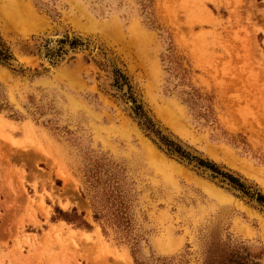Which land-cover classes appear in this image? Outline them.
<instances>
[{"label":"rangeland","instance_id":"obj_1","mask_svg":"<svg viewBox=\"0 0 264 264\" xmlns=\"http://www.w3.org/2000/svg\"><path fill=\"white\" fill-rule=\"evenodd\" d=\"M0 49V264L264 253V207L221 178L264 194V0H0Z\"/></svg>","mask_w":264,"mask_h":264},{"label":"trees","instance_id":"obj_2","mask_svg":"<svg viewBox=\"0 0 264 264\" xmlns=\"http://www.w3.org/2000/svg\"><path fill=\"white\" fill-rule=\"evenodd\" d=\"M72 46L79 45L78 41H74V43H71ZM11 55L5 51L4 49H0V63L7 66L9 65V62L11 60ZM118 76L117 84L120 83V80L123 81V83L128 86V89L130 90V97L129 99L132 100L134 104V109L136 115L144 119L145 124L147 128L154 129L153 124L151 120L147 117V114L143 110L142 105H140L137 101V99L133 96L132 93V87L129 85L127 78L121 73L116 72ZM123 85V84H119ZM161 142L166 147L167 153L170 156H175L181 160H186L189 163H196L197 167H205V165L200 161V159L196 156H193L191 153L185 151L180 145L176 144L175 142L169 140L167 137L161 136L160 137ZM213 169V168H212ZM216 173V171H213ZM218 175V174H217ZM218 177V176H216ZM222 182L229 181V185L236 191L241 192L245 197L249 198L252 201L257 202L260 206L264 207V194H262L259 191H254L250 187L246 186L244 183H242L238 178L233 177L232 175H221ZM59 213L63 216V218L68 222H79V226H85L89 227V225L81 218V216L77 215L76 210H73V214L69 215L67 213H63L62 211H59ZM114 219L119 224V229L124 228L125 230L128 229V225H125L127 222L124 216V212L120 210V208L115 209L114 211ZM95 219H100V216L95 213ZM122 228V229H123ZM123 229V230H124ZM264 253H258V254H252L247 249L243 248H226L222 245H217L210 249L209 255L206 257L204 264H262L261 263V257ZM133 255L135 256V252H133ZM135 264H145L143 261L139 260L136 256L134 257ZM163 264H171L166 259H163Z\"/></svg>","mask_w":264,"mask_h":264},{"label":"bare ground","instance_id":"obj_3","mask_svg":"<svg viewBox=\"0 0 264 264\" xmlns=\"http://www.w3.org/2000/svg\"><path fill=\"white\" fill-rule=\"evenodd\" d=\"M7 1V0H6ZM7 4V3H6ZM9 5V4H8ZM16 7V6H15ZM6 9V8H5ZM209 190V189H208ZM211 190H209V192H210ZM211 193H213V196H215L216 198H218V199H222V198H224L222 195H220L219 193H215V192H211ZM126 260V259H125ZM127 262H128V260H127ZM129 264V263H128ZM131 264V263H130Z\"/></svg>","mask_w":264,"mask_h":264}]
</instances>
